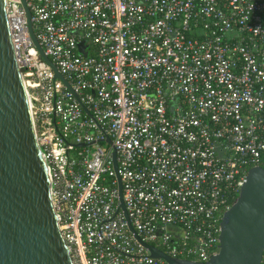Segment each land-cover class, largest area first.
Masks as SVG:
<instances>
[{
    "label": "built area",
    "instance_id": "1",
    "mask_svg": "<svg viewBox=\"0 0 264 264\" xmlns=\"http://www.w3.org/2000/svg\"><path fill=\"white\" fill-rule=\"evenodd\" d=\"M5 1L73 264L165 263L130 231L117 175L143 241L207 261L248 169L264 164V0H26L69 86L21 0Z\"/></svg>",
    "mask_w": 264,
    "mask_h": 264
},
{
    "label": "water",
    "instance_id": "2",
    "mask_svg": "<svg viewBox=\"0 0 264 264\" xmlns=\"http://www.w3.org/2000/svg\"><path fill=\"white\" fill-rule=\"evenodd\" d=\"M21 4L33 44L54 69L55 76L69 86L38 42L26 0H21ZM106 140L110 142L109 138ZM112 157L116 170L115 151ZM117 182L119 206L130 231L151 256L164 258V264H261L264 164L248 169L237 197L220 220L218 250L203 262L171 257L143 241L127 216L118 175ZM0 264H73L52 206L48 167L35 139L10 39L5 0H0Z\"/></svg>",
    "mask_w": 264,
    "mask_h": 264
},
{
    "label": "trees",
    "instance_id": "3",
    "mask_svg": "<svg viewBox=\"0 0 264 264\" xmlns=\"http://www.w3.org/2000/svg\"><path fill=\"white\" fill-rule=\"evenodd\" d=\"M263 262H264V261L262 260L261 264H263Z\"/></svg>",
    "mask_w": 264,
    "mask_h": 264
}]
</instances>
